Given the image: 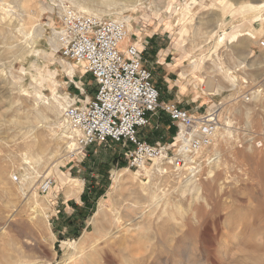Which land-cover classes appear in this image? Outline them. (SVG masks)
I'll return each instance as SVG.
<instances>
[{
  "label": "rangeland",
  "instance_id": "1",
  "mask_svg": "<svg viewBox=\"0 0 264 264\" xmlns=\"http://www.w3.org/2000/svg\"><path fill=\"white\" fill-rule=\"evenodd\" d=\"M40 1L50 3L52 6L55 4L49 0H33L30 4L31 9L39 14L40 22L45 24L42 35L32 40L29 36L27 43L30 48L26 47L25 51L21 46L8 48L10 39L7 38L6 46L4 45L5 48L1 49L0 54V86L2 85L0 87V170L4 167L7 177L11 180L13 174L18 175L17 181H10L11 195L0 191V226L4 225V229L0 230V263L3 264L4 258H10L17 264H108L110 260L112 261L110 264H120L123 258L117 245L110 247L105 246L102 241L95 242L92 238L91 224L100 201L107 205L110 218L115 212H119L123 220L127 218L126 213H130V209L123 206H131L134 200L141 206L147 204L140 193L133 191L129 194L123 190H114L115 172L127 168L126 160L122 155H118V145L111 142L106 145L94 144L87 147L82 156L58 159L55 157L36 167L39 176H35L22 190L19 188L20 180L27 177L25 170L27 164L22 157L26 151L23 141L18 136V128L12 121L16 114L15 108L19 105L21 110L25 107L27 109L20 116H31L30 118L33 119L32 107L35 106V102L31 96V86L35 83L40 86L39 73L46 75L47 71L55 72L54 78L59 82L57 91L60 96L70 93L82 100L83 95L80 94L79 89L83 88L84 94L88 96H92L95 89L93 78L89 73H84L81 67L63 58L49 45L48 38L52 33L47 22L52 20V23L58 25L57 17L55 11L51 17L47 13H42L38 9ZM163 1L168 8L164 5V11L155 12L154 4L162 5ZM256 1L258 0L252 2ZM16 2L20 0H0V16L8 5ZM219 2V0H202L201 6L191 11L187 20H191L195 26L199 24L200 27L194 33L192 29L190 30L183 46L180 45L178 35L179 23L175 24L173 18V11L183 6V0L156 2L145 0L143 4L133 9L121 10L120 18H116L115 14L110 16L113 19H122V16L128 15L132 17V24L128 25L130 30L128 39L125 40L128 41L126 46L133 42L131 38L135 36L141 37L144 32L153 33L157 50L155 55L152 53L142 55V61L143 63L144 60L153 61V64L144 65L148 64L146 67L151 72L152 82L162 100L166 97H171L170 100H180L181 104L187 105L180 104V106L197 112L209 110L221 101L220 126L225 120L229 122L225 125L229 128V132L224 133L223 137L218 136L222 129L220 127L214 143L201 157L203 168L200 179L197 180L201 186L198 195L179 192L177 185L181 179L169 174L155 177V182L169 192L170 201L164 206L166 211L163 215L174 214L178 222L177 229H182V232L172 240L167 232L170 226L159 228L154 225L150 228L165 229L160 232L161 237L159 236L154 249L160 259L159 264H264V49L258 46V39H264V20L254 27L258 31L256 40L246 37L247 39H243L241 43L238 41L234 42L235 45L233 43L223 45L218 50L219 56L221 55L220 60H214L215 55L212 50L216 36L210 38L208 42L204 40L208 35L207 30L221 14L216 5ZM62 4L71 5L68 0H63ZM249 16V13L235 14L233 18L227 16L225 25L217 31V34L231 25L239 27L238 25L244 20L250 21ZM211 17L214 19L210 20ZM2 24L3 27L10 28L18 26L17 19H9ZM31 25L30 20L26 19L27 29ZM240 27L244 28V26ZM145 45H148V42ZM32 50L42 51L46 56L38 55ZM247 50L251 55L247 56V60L249 63L253 62V67H244L240 70L239 66L235 67L238 56ZM165 53H167L166 64L161 65L157 60ZM238 53L240 55H237ZM200 57L203 58L204 64L194 72L188 71L187 76L182 77L181 73L189 70L188 62ZM61 59L74 65L71 76L63 70ZM217 66L222 67V72ZM235 68L238 70L236 71ZM170 69H175L176 74L167 72ZM230 70L237 78L233 89L220 90L217 95L211 96L202 93L206 87V80L215 83L225 82L231 75ZM9 72L15 74L14 83L12 78L8 77ZM7 81L8 84H5ZM41 85V91L51 98L52 93L47 84L42 82ZM253 88L260 90L259 95L252 94L249 102L240 99L241 93ZM22 89L29 92L24 99L18 96V91ZM175 95L180 98L177 99ZM195 95L198 97L197 102L193 100L190 102L191 97H196ZM20 101L21 104H18ZM213 103L215 104L211 105ZM51 122L50 119L47 121V123ZM61 122L63 121L60 117L58 124ZM44 123L43 120H39V125ZM166 125V119L161 113L153 114L148 124L140 129V137L150 143H169L175 131L172 132L171 128L169 130ZM55 130L60 136L61 127L56 126ZM252 137L261 140L262 147L253 145L251 143L253 139L249 140ZM209 153L213 156H207ZM207 157L212 160L205 164L203 160ZM130 170L134 173L131 182L133 189L138 187L139 180L148 181L145 171ZM48 177L53 178V185L48 192L42 193L39 190V183ZM74 179L82 184V188L78 194L70 195L68 190L76 188ZM33 191L36 192V196H33ZM85 234L89 236L84 243L85 251L92 253L93 248H89L93 245L95 250L101 248L100 254L105 260L102 258L99 260V257L93 253L91 258L82 254L77 259V256L84 251L77 249L73 252L68 245L62 243L77 241ZM174 246H177L176 249Z\"/></svg>",
  "mask_w": 264,
  "mask_h": 264
},
{
  "label": "bare ground",
  "instance_id": "2",
  "mask_svg": "<svg viewBox=\"0 0 264 264\" xmlns=\"http://www.w3.org/2000/svg\"><path fill=\"white\" fill-rule=\"evenodd\" d=\"M49 1L55 4V6H60L62 5L63 2V0H49ZM144 1L145 0H68V3L74 6L77 10L85 13L94 14L97 16L103 15L108 17H110L111 14H115L116 18H120L119 15L121 14L120 13L121 10L133 9L137 5L143 4ZM153 1L156 2L157 0H153ZM219 1L220 2L216 5L220 9L221 14H219V17H217V19L213 21V23L211 24L212 27L209 30H207L208 35L204 40L205 42H208L210 38L216 36L212 50V52H214L215 55L214 56L212 54L215 57L213 58L214 60H220L221 55L219 56L218 50L223 45H231L232 43L234 44V42H238V41H240L241 43L243 39H247V38L255 39L257 37L258 31H256L257 29H255L254 27L255 25L260 24L264 20V0H258L256 2H252L254 0L252 1L219 0ZM32 2L33 0H20V2L18 3L16 2L13 5H8L7 9H5L2 15L0 16V54L2 53L1 49H3L4 45L6 46L7 38L10 39V42L8 41L10 43V44L8 43V48H13V47L16 48L17 46H21L23 51H25L26 47H29L27 43L29 36L30 39L32 40V38L42 35L44 31L43 26L45 24L40 22L38 18L39 14H37V12L34 9H31L32 7L30 6V4ZM201 2L202 0H183V6L180 7L181 9L178 8V10L173 11V18L175 24L179 23L178 35H179V40L181 41L180 43L181 46L184 45L183 42L186 39L185 37L190 32V30L192 29L193 30L192 32L194 33L197 32L200 27L198 23H197L198 25L195 26L191 20H187V19L190 17L192 10H196L201 6L202 4ZM164 5H165L164 1L162 5L154 4L155 12L160 13L164 11L165 10ZM165 8H168V6L165 5ZM38 9L42 13L43 12L47 13V15L51 17L53 15L54 6H52V4L50 3L40 1ZM247 13L250 14L249 16L250 21L244 20L241 23V25H238L239 27H236L237 25H231L229 26L228 29L227 28L222 29L217 34V31L220 30L223 27V25H225L227 16L233 18L235 14L244 15ZM122 17H123L122 20L126 22L127 26L129 24H132L131 16L128 15ZM9 19L10 20L17 19L18 26H12L11 28L8 26L3 27L2 23L4 21L5 22L9 21ZM26 19L30 20L32 24L30 27H28L29 29L31 28V31L27 29ZM212 19L214 18L211 17L210 20ZM47 24L49 25L50 29H54L57 26V23H52V20L47 22ZM240 26H244V28H241ZM250 26H252L253 28H250ZM128 29L130 30L129 26ZM126 39H128V36L125 37L123 42H125ZM48 43L51 46V48L54 51H56L58 46L54 32L52 36L48 38ZM33 52L37 53L38 55L42 54L46 56L44 52L39 50H34ZM240 54L239 53L237 54L240 56H238L237 59L238 63L236 64L235 67L239 66L238 69L240 68L242 69L244 67L247 68L253 67L252 65L253 62L249 63L247 60V56L249 57L251 56L250 51L247 50L245 51V53L241 52ZM60 63L61 66L63 67V70L67 73V75L71 76L74 72V65L71 62H66L63 59L60 60ZM203 64L204 61L202 57H200L199 59H191L188 62L189 70L187 71L184 70L181 73L182 77L187 76L188 71L194 72L199 68V66ZM217 67L222 72V67L221 66H217ZM238 69L235 68L236 71ZM231 70L229 71V74L231 75L228 76L225 82L215 83L212 82V80L209 79L206 80L205 81L206 87L202 90V93L206 96L209 95L211 96V95H217L220 90L233 89L235 87L234 81H236L237 78L235 75L231 73L233 72ZM9 73L10 76L8 77H10V79L12 78V82L14 83L15 81H13V79L15 78V74H13V72L12 73L9 72ZM54 73L55 72L48 73L47 71L45 75L40 72L39 79L41 80V83L40 82H39L40 84L38 83L40 86L36 85V83L34 85L32 84L31 86L32 88L31 96L35 102L34 104L35 106L32 107L33 119L30 118L31 116L30 117L26 115L20 116L22 113H25V109H26L25 106H24L25 108L23 107L24 110L20 109V105L15 108L16 114L12 122L16 125V128H18L19 131L18 136L21 139V141H23L24 149L26 152H24L22 157L24 162L27 164V167L25 168V170L27 171L26 173L27 177L23 178L19 182L20 185L19 188L21 190L25 188L26 185L29 184L35 178V176H39L38 175L39 171L36 169V167H38L41 164L47 163L48 161L54 159L55 157L57 159L60 157L67 158L70 156L72 152H74V149H76L75 145L72 146L68 144L67 139L71 137L68 127L63 122H61V124H58V120L60 119L61 116V110L64 107V105L68 102V100L66 99L65 96H60L58 94L57 87L59 86V82L55 80ZM48 76L51 78L48 79L47 78ZM19 77L21 76L19 75ZM42 82H45L49 87L48 89H50L52 93L51 98H48L41 91ZM226 82H229V84H227ZM5 84H8V81L7 83L5 82ZM0 87H2V85ZM259 91L260 90L253 91V96L259 95ZM18 93H19L18 96L23 99L25 98L24 96L29 95V92L23 89L21 91H18ZM18 104H21V101L18 102ZM49 119L50 121H52L51 123H47ZM39 120L41 121L43 120L47 124L44 123L39 125ZM228 123L229 122L225 120L224 124L220 126L223 130L222 129H221L222 131L220 130L218 136L220 135L221 137H223L224 133L229 132L228 131L229 128L225 126ZM56 126L61 127L60 136L56 134V130H55ZM5 171L6 170L4 169V167L3 169L0 170V191H2L4 194L11 195L10 193H12V186L10 184V181L12 182V180L10 177L9 178L7 177ZM145 172L148 176V181L139 180L138 187L136 189H133L131 182L132 179L134 178V173L128 168L119 169L115 172V176L113 178V185L115 187L114 188L115 191L123 190L125 192H128L129 194L133 193V191L140 193L142 198L147 202L146 206L139 205L138 201L135 200L133 201V203H131V206H127V205L123 206V208L130 209V213H126L127 216L126 220H123L119 212H115L114 216L110 218L108 216L109 214L106 208L107 205L105 206L104 202L100 201L98 208L94 212L91 220V224L93 225L92 238L94 239L95 242L102 241L105 246L111 247V245L114 244L117 245V249L119 250V253H121V256L123 258V261H121L120 264H138L140 262L141 264H150V262H152V264L160 263V259L155 254L154 249L159 241L160 232L164 231L165 229H150L152 226L156 225L159 226V228H162L165 225L170 226V229H167V232L171 236L172 240L175 239V237L182 232V229H177L178 222H176L173 216L174 214L172 215L171 213H167V215H163L164 211H166L164 210L165 209L164 206L167 204V202L170 201V199L168 198V194H169L168 190H165L164 187H160V184L155 182L156 174L154 170L146 169ZM160 176H163V174H161ZM74 182L76 188L68 190L70 195L78 194L82 188V184L79 183L76 179H74ZM177 189L179 190V192L183 194L185 192H188L192 196H196L199 194L201 186L197 182V179H191V177L188 176L183 181L178 182ZM32 194L33 196H36L35 191H33ZM170 209L171 208H169L168 211H170ZM131 213L134 214L131 215ZM179 227L182 228L181 226ZM1 229H4V225L0 226V230ZM88 238L89 236L85 234L82 238H80L77 241L76 240L63 241L62 243L68 245V247L71 248L73 252H76L77 249H82V251H84L77 256V259H79L82 256V254H86L87 257L89 258H91L92 255L94 254L99 257V260H101L102 258L100 254L102 250L101 248H99V250L97 249L95 250V246L93 245L89 248V249L93 248L92 249L93 254L91 252H87V250L85 251L84 243ZM178 241L176 242L177 244L180 242ZM102 260L105 259L102 258ZM110 262L112 261L110 260L108 264H110ZM3 264H17V263L13 259L4 258Z\"/></svg>",
  "mask_w": 264,
  "mask_h": 264
},
{
  "label": "built area",
  "instance_id": "3",
  "mask_svg": "<svg viewBox=\"0 0 264 264\" xmlns=\"http://www.w3.org/2000/svg\"><path fill=\"white\" fill-rule=\"evenodd\" d=\"M54 8L58 25L50 30L57 41L55 52L89 73L95 84L92 96L84 94L83 88L79 89L82 100L70 93L65 96L68 102L60 117L69 129L68 144L76 147L70 157L82 156L91 145L111 142L119 146L118 155L129 169L154 170L158 176L169 174L181 181L188 176L199 180L201 157L214 143L221 125L222 102L197 112L174 99L162 101L142 61L140 44L133 41L121 49L129 32L124 20L85 13L72 5ZM258 46L264 49V39H259ZM255 90L241 93L240 99L249 102ZM157 113L175 127L169 143H150L140 137V129ZM251 143L263 144L257 139ZM12 180L17 181L18 175L13 174ZM53 182L51 177L43 179L39 190L48 192Z\"/></svg>",
  "mask_w": 264,
  "mask_h": 264
},
{
  "label": "crops",
  "instance_id": "4",
  "mask_svg": "<svg viewBox=\"0 0 264 264\" xmlns=\"http://www.w3.org/2000/svg\"><path fill=\"white\" fill-rule=\"evenodd\" d=\"M142 38L144 39V40H142ZM132 40L131 41H134V42H138V44H140L139 46H140V49H143V52H142V55H144V54H146V53H152L153 55H155V51L157 50V47L155 46V43H156V38L155 37H153V33L152 34H148V33H142L141 34V38L139 37V36H135V38H131ZM148 42V45H145V44H147V42ZM129 41H130V39H129ZM144 41V42H143ZM128 42V41H127ZM127 42H123L122 43V45H121V49L123 50L124 48H125V46H126V44H127ZM159 48H161V47H158V49ZM161 56V55H160ZM163 57H160V59H158L157 60V62H159V64H166V59H165V57L167 56V53H165L164 55H162ZM145 62H144V64L145 63H148V64H153V61L152 62H149V60L146 62V60H144ZM148 64H146V66L148 65ZM177 68V67H176ZM175 69H173V70H167V72H174L175 73V71H174ZM176 74V73H175ZM180 90V89H179ZM178 93H179V91H178ZM196 96V95H195ZM175 97L177 98V99H179L180 97L178 96V95H175ZM171 98V97H170ZM170 98L169 97H166V99H161L162 101H167V100H170ZM197 96L196 97H191V99H190V102H192L191 100H193L194 102H197ZM179 102H180V104H181V101L179 100ZM215 103H213V104H211V105H214ZM182 106H187L186 104H184V103H182L181 104ZM190 105H192V104H190ZM181 106V107H182ZM196 106V105H195ZM186 109H190V108H186ZM164 116V115H163ZM165 117V116H164ZM165 119H166V122H167V125H166V128H168L169 130H170V128L172 129V132L173 131H175V127L170 123V121L167 119V117H165ZM173 135V134H172ZM171 135V136H172ZM141 136V135H140ZM170 140V139H169ZM151 142H152V140H150Z\"/></svg>",
  "mask_w": 264,
  "mask_h": 264
},
{
  "label": "trees",
  "instance_id": "5",
  "mask_svg": "<svg viewBox=\"0 0 264 264\" xmlns=\"http://www.w3.org/2000/svg\"><path fill=\"white\" fill-rule=\"evenodd\" d=\"M116 158H117V157H116ZM116 158H115V159H116ZM117 160H118V159H117Z\"/></svg>",
  "mask_w": 264,
  "mask_h": 264
}]
</instances>
